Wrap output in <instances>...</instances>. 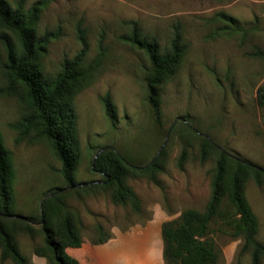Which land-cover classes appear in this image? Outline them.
I'll use <instances>...</instances> for the list:
<instances>
[{"label":"rangeland","instance_id":"obj_1","mask_svg":"<svg viewBox=\"0 0 264 264\" xmlns=\"http://www.w3.org/2000/svg\"><path fill=\"white\" fill-rule=\"evenodd\" d=\"M15 4L17 0H8ZM40 0H27V7ZM226 13L237 26L214 20ZM129 21L138 22L143 33L168 47L172 33L181 26L187 52L174 75L161 89V126L148 102L145 82L150 61L146 54L123 42ZM83 31L89 44L86 63L97 66L89 83L78 84L73 94L80 137L81 159L76 172L79 185L102 182L92 161L100 148H113L135 167L145 169L159 159L162 171L129 176L126 183L141 201L142 211L112 201L110 191L78 196L65 184L62 165L46 140H19L11 124L20 121L24 107L17 96L0 93V133L11 151L15 168V215L37 218L34 237L20 233L16 242L27 257L45 245L44 200L63 193L74 227L83 240L96 242L115 229L146 224L156 209L173 219L188 209L205 211L212 197L217 155L201 160V140L209 137L223 150L264 167V109L258 90L264 88V0H49L37 26L38 36L59 33L44 58L47 73H57L66 58L82 49ZM220 31V34H215ZM246 31V32H245ZM215 34V35H214ZM5 51L0 44V92L6 85L2 69ZM110 93L117 110L116 125L109 121L101 97ZM186 122V125L184 123ZM185 153L183 166L180 160ZM96 157V156H95ZM244 193L259 219L257 239L264 245V177L251 175ZM48 220H53L48 211ZM170 221V220H169ZM101 227V230H99ZM221 255L218 264H252L243 251L242 238L230 231H215ZM0 264H14L10 260ZM264 264V258L262 260Z\"/></svg>","mask_w":264,"mask_h":264},{"label":"trees","instance_id":"obj_2","mask_svg":"<svg viewBox=\"0 0 264 264\" xmlns=\"http://www.w3.org/2000/svg\"><path fill=\"white\" fill-rule=\"evenodd\" d=\"M48 5L49 0L37 1L30 7H27V0H17L14 5L8 0H0V44L5 51L2 69L6 78V85L0 93L17 96L24 107L22 118L11 124V127L18 132L19 140L32 138L49 142L55 157L62 165L63 180L73 194L81 196L98 190L110 191L115 204L130 205L135 212L140 213L141 201L126 180L136 173H148L160 186L155 177L156 173L163 169L159 159L152 161L145 169H140L115 149L100 148L96 155L101 150L103 152L96 161V155L94 156L92 167L94 172L103 176V181L79 185L76 180L82 152L73 94L77 88L80 89L78 84L92 80L91 73L96 72L98 68L86 63L89 44L80 30V38L83 41L80 52L74 58H66L57 73H47L44 58L50 42L59 36V33L53 31L38 36V22ZM214 20L236 25L235 32L243 31L237 25V20L226 13L217 14ZM125 24L129 26V33L122 35L121 40L143 51L150 61L145 78L148 102L157 123L161 126V89L174 75L188 45L184 42L180 25L175 27L169 46L163 48L156 37L143 33L138 22L129 21ZM219 32L215 34L218 35ZM254 55L264 58V52L261 50ZM257 100L264 109V88L258 90ZM101 101L109 121L115 126L117 110L111 94L102 96ZM189 131L201 140L202 161H206L211 154L217 155L213 171L212 197L205 211L188 209L178 218L163 224L165 264H218L221 251L213 233L228 230L233 237L242 238L243 251L251 253L252 264H262L264 245L257 239L259 219L246 198L244 183L251 175L257 180L264 177V167L223 150L209 137L198 135L191 129ZM185 158L184 153L180 160L181 167ZM14 180L12 153L5 146L0 133L1 262L10 260L14 264H31L30 258L19 250L16 236L25 233L34 237L33 226L41 220L14 214ZM62 194L55 193L44 200V217L40 224L46 236L45 245L36 248L34 254L46 258L49 264H81L67 251L69 248L82 247L84 240L79 230L74 227L72 216L66 210L65 204L58 202L60 195H64ZM48 211H51L53 218L51 222L48 220ZM111 237L112 234L94 243H104Z\"/></svg>","mask_w":264,"mask_h":264},{"label":"crops","instance_id":"obj_3","mask_svg":"<svg viewBox=\"0 0 264 264\" xmlns=\"http://www.w3.org/2000/svg\"><path fill=\"white\" fill-rule=\"evenodd\" d=\"M171 219L159 208L146 224L115 229L104 243L84 240L82 247L67 251L81 264H165L162 228ZM29 258L31 264H49L46 258L35 254Z\"/></svg>","mask_w":264,"mask_h":264},{"label":"water","instance_id":"obj_4","mask_svg":"<svg viewBox=\"0 0 264 264\" xmlns=\"http://www.w3.org/2000/svg\"><path fill=\"white\" fill-rule=\"evenodd\" d=\"M103 152V150H101L99 153H98V155H96V157H95V161H96V159L98 158V156L101 154ZM94 169V168H93Z\"/></svg>","mask_w":264,"mask_h":264}]
</instances>
